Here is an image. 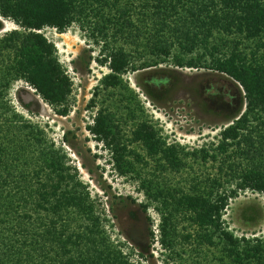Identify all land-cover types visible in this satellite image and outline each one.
I'll return each instance as SVG.
<instances>
[{"label":"trees","instance_id":"trees-1","mask_svg":"<svg viewBox=\"0 0 264 264\" xmlns=\"http://www.w3.org/2000/svg\"><path fill=\"white\" fill-rule=\"evenodd\" d=\"M0 18L19 27L0 36V264H133L111 239L108 221L63 150L9 98L15 84L23 83L55 115H69L73 84L42 31L63 34L74 25L100 47L95 60L109 71L94 97L121 91L126 101L125 116L102 107L86 130L103 144L114 170L138 183L146 198L141 209L153 205L160 215L167 264H175L173 254L181 259L187 248L202 257L216 250L222 264H264V239L235 237L222 222L239 192L264 196V0H0ZM3 28L0 21V32ZM130 46L153 61L134 65ZM171 60L177 68L204 69L237 88L207 94L216 106L225 97L232 100L225 102L230 110L224 109L231 121L214 149L189 151L167 143L123 81L129 72ZM153 73L136 85L154 104L160 95L153 89L168 78ZM128 123L133 129L126 136ZM189 160L213 163L216 174L193 178L189 188L167 185L161 176L180 175Z\"/></svg>","mask_w":264,"mask_h":264},{"label":"rangeland","instance_id":"rangeland-1","mask_svg":"<svg viewBox=\"0 0 264 264\" xmlns=\"http://www.w3.org/2000/svg\"><path fill=\"white\" fill-rule=\"evenodd\" d=\"M4 28L3 34L19 30L12 21L0 18ZM43 35L54 44L59 62L72 81V93L69 100L70 112L67 117H59L44 104L34 91L23 83H17L10 92L11 103L26 119L44 128L47 136L60 147L68 158L70 166L75 167L80 181L87 187L90 197L94 200L98 211L108 221L106 229L111 239L120 247L124 254L128 253L133 264H167L168 252L159 243L160 215L151 205L146 211L140 207L146 202L145 196L138 190V183L130 178L121 177L114 170L110 154L101 142H96L86 130L93 118L102 107H108L119 117L126 111L121 105L126 104L121 91L102 92L94 97V90L100 85L101 78L108 74L95 60L101 58L100 47L94 44L87 33L76 25L65 33L59 34L54 29L46 28ZM133 53V47H128ZM134 65L153 61L146 52L133 53ZM146 57V58H145ZM146 71H148L146 73ZM155 72V73H153ZM165 75L166 85H159L153 91L160 95L154 104L141 93L136 81L146 80L149 73ZM146 73V74H145ZM204 69L177 68L172 60L150 70L140 69L129 72L123 77L129 88L137 95L144 110V118L160 130V134L169 144H179L186 150L214 149L220 142L219 133L227 127L231 118L224 112L230 107L225 102L232 100L225 97L223 106L210 101L208 93L217 91L226 94L229 89L237 92L235 85L226 79ZM94 100V107L88 108ZM234 103V102H233ZM24 105H28L25 108ZM223 109V111H220ZM125 116V115H124ZM132 123L123 126L124 134H130ZM67 133V141L62 140ZM144 154L136 145L131 147ZM188 166L180 175L166 173L161 176L167 185L180 186L204 175L214 176L216 167L213 163L206 164L189 160ZM223 227L235 237L248 239H264V196L249 190L239 192L237 198L229 201L222 216ZM186 224L179 226L180 234L184 233ZM150 231L154 235L151 240ZM191 232L187 230L186 233ZM181 252L182 250H178ZM207 256H196L190 248L185 249L181 259L173 254L175 264L183 260L187 264H222L218 261L220 253L216 250L207 251ZM142 254L144 258H141Z\"/></svg>","mask_w":264,"mask_h":264}]
</instances>
